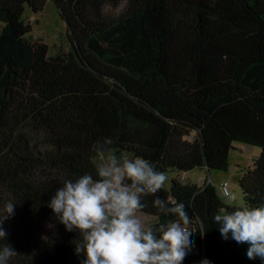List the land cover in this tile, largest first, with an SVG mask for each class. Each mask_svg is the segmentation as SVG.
<instances>
[{
	"label": "trees",
	"instance_id": "16d2710c",
	"mask_svg": "<svg viewBox=\"0 0 264 264\" xmlns=\"http://www.w3.org/2000/svg\"><path fill=\"white\" fill-rule=\"evenodd\" d=\"M46 1L0 0V206L15 202L0 245L16 250L9 264H82L78 232L47 202L65 179L95 178L93 146L105 139L118 156L177 172L156 195L190 201L197 235L185 264H261L212 223L236 205L181 173L226 170L233 142L256 146L238 185L243 205L264 204V0H51L69 44L54 55L27 37L32 21L22 18ZM152 200L139 212L170 218Z\"/></svg>",
	"mask_w": 264,
	"mask_h": 264
},
{
	"label": "clouds",
	"instance_id": "9594fccd",
	"mask_svg": "<svg viewBox=\"0 0 264 264\" xmlns=\"http://www.w3.org/2000/svg\"><path fill=\"white\" fill-rule=\"evenodd\" d=\"M109 144L111 140L105 139L93 146L99 159L95 178L85 172L65 179L47 202L66 231L78 232L75 253L83 255L82 264H185L197 235L190 201L156 195L165 185L166 174L143 157L118 156L109 151ZM149 195L158 216L170 218L145 223L139 217L143 199ZM14 203L9 200L0 206V241L7 242L3 224L14 215ZM174 212L179 216H171ZM212 223L222 240L247 244L246 257L264 264V204L221 208ZM204 233L199 232L201 238ZM15 255L9 243L0 245V264H9ZM198 264L211 262L203 258Z\"/></svg>",
	"mask_w": 264,
	"mask_h": 264
},
{
	"label": "rangeland",
	"instance_id": "374dc122",
	"mask_svg": "<svg viewBox=\"0 0 264 264\" xmlns=\"http://www.w3.org/2000/svg\"><path fill=\"white\" fill-rule=\"evenodd\" d=\"M107 10L112 13H116L120 10V7L112 8L108 7ZM22 18L25 21L31 22V30L27 37L30 39H40L48 46V54L54 55L60 51H65L68 48V40L66 38V28L63 20L60 18L56 6L51 0H47L43 9L40 12L33 13L28 7L25 8ZM0 22V28L2 27ZM192 132L188 139L192 140ZM261 149L235 141L232 143V149L229 151L228 167L226 170H210L208 175L206 168H196L186 173H181V176L187 177L190 181L196 182L199 185L206 178L215 186L217 194L227 204L241 206L243 205L242 194L238 185V179L241 175L252 166L255 158L260 154ZM123 155H125L123 153ZM96 163H99V159H96ZM167 176L164 187L168 188L170 180L177 176V172L167 171L164 172ZM228 182L229 193L224 195L219 187L220 183ZM229 196L235 197V199H229ZM139 217L145 223H152L156 220L155 216L138 212Z\"/></svg>",
	"mask_w": 264,
	"mask_h": 264
},
{
	"label": "built area",
	"instance_id": "2783aa9c",
	"mask_svg": "<svg viewBox=\"0 0 264 264\" xmlns=\"http://www.w3.org/2000/svg\"><path fill=\"white\" fill-rule=\"evenodd\" d=\"M220 189L224 195H227L229 193L228 182H226V181L221 182L220 183Z\"/></svg>",
	"mask_w": 264,
	"mask_h": 264
}]
</instances>
